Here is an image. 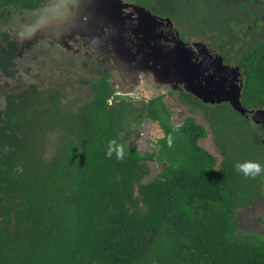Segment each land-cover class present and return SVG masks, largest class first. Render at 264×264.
I'll return each instance as SVG.
<instances>
[{
  "label": "trees",
  "instance_id": "obj_1",
  "mask_svg": "<svg viewBox=\"0 0 264 264\" xmlns=\"http://www.w3.org/2000/svg\"><path fill=\"white\" fill-rule=\"evenodd\" d=\"M202 2L218 15L219 3ZM241 59L242 103L263 108L264 41ZM31 89L5 119L0 110V264H264V232L241 230L236 219L264 201V174L252 179L235 167H264V124L228 103L219 113L211 107L213 152L204 124L175 123L162 95L110 103L105 82L93 98L67 92L38 120ZM24 109L25 127L15 111ZM145 120L163 131L153 153L130 142ZM112 140L123 144V160L107 156Z\"/></svg>",
  "mask_w": 264,
  "mask_h": 264
},
{
  "label": "flooded vegetation",
  "instance_id": "obj_2",
  "mask_svg": "<svg viewBox=\"0 0 264 264\" xmlns=\"http://www.w3.org/2000/svg\"><path fill=\"white\" fill-rule=\"evenodd\" d=\"M196 1L199 5L188 0H0L4 119L16 96L31 88L40 99L41 120L50 114L49 104L63 102L67 92L93 98L96 87L106 82L113 92L108 99L112 103L123 95L122 88L134 92L140 82L165 88L167 100L181 110L179 115L184 111V118L194 116L204 124L209 134L204 146L219 152L206 117L211 107L219 113V104L229 102H206L194 90L197 83L205 85L209 75L219 76L220 66L229 89L233 83L244 86L241 57L264 41V0H213L219 3V25L201 32L189 30L179 13L186 4L194 19L213 10V5ZM216 32L219 38L214 40ZM176 66H184L185 73ZM223 66L238 69V80ZM138 76L143 79L135 84ZM15 111L18 124L27 126L24 117L31 109ZM241 115L255 123L249 111ZM11 126L14 122L8 129Z\"/></svg>",
  "mask_w": 264,
  "mask_h": 264
},
{
  "label": "rangeland",
  "instance_id": "obj_3",
  "mask_svg": "<svg viewBox=\"0 0 264 264\" xmlns=\"http://www.w3.org/2000/svg\"><path fill=\"white\" fill-rule=\"evenodd\" d=\"M202 9L204 6L202 5ZM193 9L189 7V5H183L180 9V14L184 15L183 23L188 24L189 30H196L201 32L206 28L212 29V27H217L219 25V14H215L213 10H209L207 12V16L199 17L201 19H194L191 16ZM138 80H135V84L139 82V80L143 79L141 76L137 77ZM156 81V79H155ZM164 83V82H163ZM122 97L126 99L133 100L136 104L142 105V103L147 102L151 97L155 95H162L164 100L167 102L169 109L173 111L172 120L175 123H182L185 119V112L182 111L179 115L178 112L181 110H177L174 108V104L167 100L168 93L165 91V88L161 87L159 89H154L149 87V85H142V83L138 84L133 91H129V88H122L121 89ZM128 91V92H125ZM79 109V108H77ZM182 115V116H181ZM200 122V120L198 119ZM134 128H136L135 124H132ZM163 135V131L160 128L158 122L152 120H145L141 123V128L138 127V131L132 133L131 143L136 142L141 151L143 153L156 151L157 144L159 138ZM205 141V140H204ZM211 144L210 140L205 141ZM204 144V143H203ZM212 146V145H211ZM213 152H215L214 148H210ZM236 219L238 220L239 229L244 231H251L256 233H263L264 232V201L260 203H254L248 209L241 208L238 210Z\"/></svg>",
  "mask_w": 264,
  "mask_h": 264
},
{
  "label": "water",
  "instance_id": "obj_4",
  "mask_svg": "<svg viewBox=\"0 0 264 264\" xmlns=\"http://www.w3.org/2000/svg\"><path fill=\"white\" fill-rule=\"evenodd\" d=\"M60 2L64 0H59ZM70 2H77V0H67ZM220 64V62H219ZM230 70L232 73V76H234L235 80H238V69L231 68L228 66H223ZM176 69H181L182 73H185V67L184 66H176ZM173 69V68H172ZM219 70V76H216L215 73L213 75H209V77H206V84L202 85L200 83H197L196 89L194 92L196 95H198L202 100L208 102H229L230 105L239 113L245 114L246 112L252 113V117L256 123H262L264 124V108L254 109L250 110L246 108L241 100L242 97V89L243 85L235 84L233 83L230 86V89L228 88V83L226 80V77L224 76L222 67H218ZM163 72V68L160 69V73ZM169 72H172L170 70ZM169 72H166V76L169 74ZM163 82V79L161 80Z\"/></svg>",
  "mask_w": 264,
  "mask_h": 264
},
{
  "label": "clouds",
  "instance_id": "obj_5",
  "mask_svg": "<svg viewBox=\"0 0 264 264\" xmlns=\"http://www.w3.org/2000/svg\"><path fill=\"white\" fill-rule=\"evenodd\" d=\"M244 88V86H243ZM243 91V89H242ZM242 100V97H241ZM230 104V103H229ZM169 146H171V140H169ZM115 151L117 153L116 158L118 161L123 160L124 158V146L123 144H118L116 140H112L109 142V148L107 152V156L110 158L112 156V152ZM236 170L243 173L245 177H250L255 179L256 177L264 174V167L261 166L259 162L246 160L243 163L238 162L236 165Z\"/></svg>",
  "mask_w": 264,
  "mask_h": 264
}]
</instances>
